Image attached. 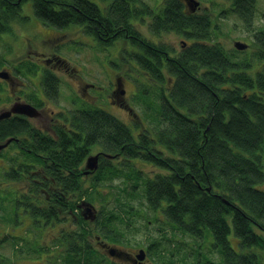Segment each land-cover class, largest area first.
I'll list each match as a JSON object with an SVG mask.
<instances>
[{"label": "trees", "instance_id": "obj_1", "mask_svg": "<svg viewBox=\"0 0 264 264\" xmlns=\"http://www.w3.org/2000/svg\"><path fill=\"white\" fill-rule=\"evenodd\" d=\"M23 2L0 0V32H12L13 24L22 22ZM232 2L240 3L232 11L249 28L254 5L250 7L249 0ZM163 5L155 14L144 0H33V11L46 25H80L102 48L122 39L131 42L134 49L126 50L128 59L135 60L146 76L147 91L139 89L150 93L151 84L157 83L158 96L155 101L152 93V99L137 97L142 105L148 102L149 119L143 121L122 120L99 104L84 101L54 134L27 130L33 138L25 140L30 150L11 154L7 167L24 164L32 169L42 164L50 172L56 161L55 190L5 188L6 153L2 154L0 221L8 216L16 230H23L21 235L5 231L13 236L14 250L25 241L27 250H36L44 264H112L94 248L78 203L83 197L92 202L102 199L105 213L98 217L97 234L114 242L116 222L129 223L127 218L140 215L132 203L135 199L162 210L164 215L158 216L167 221L160 220L171 227L170 235L152 244L160 264H200L206 248L227 264H264V30L253 32L244 50L229 47L218 39L220 25L208 14H189L179 0H164ZM152 14L156 17L148 25L152 33L174 31L194 40L171 53L165 42L143 36L133 20ZM33 68L31 64L29 69ZM2 90L0 82V101ZM5 130L1 125V140L14 134ZM98 145L112 155L102 158L95 175H81L79 168ZM148 165L154 172L145 168ZM67 169L72 181L62 175ZM54 211L58 219L52 218ZM71 212L75 226L70 224ZM56 223L58 236L49 243L42 230ZM32 227L38 231L28 236ZM178 233L188 234L192 242ZM165 242L169 252L163 251ZM18 258L0 261L23 264Z\"/></svg>", "mask_w": 264, "mask_h": 264}, {"label": "rangeland", "instance_id": "obj_2", "mask_svg": "<svg viewBox=\"0 0 264 264\" xmlns=\"http://www.w3.org/2000/svg\"><path fill=\"white\" fill-rule=\"evenodd\" d=\"M23 1L24 2L22 3L20 12L23 16H25V18L22 19V22L19 21L13 24L14 29H12V32H0V66L3 64L5 66L6 63H14L21 57L26 58L28 53L30 56L29 58L38 60L40 51L54 50V52L56 51L65 56L70 61L71 65L75 66L76 70H79V74L84 79H87V82H95L96 84L100 85L101 88H92L91 92L100 93V102L102 103L98 102L99 100L97 102L91 103L102 105L111 113L119 116V118L125 121L132 119V117L137 118L138 121H143L146 118L149 119V114L147 115L145 113V110L148 109L145 107V105H147L148 102H144L142 105L141 100L137 97L142 96L147 99H152L150 94L152 93L153 96H156L154 99L155 101L158 96V84H151L154 86L149 87L150 93H145L139 89L144 87V89L147 91L145 87V85H147L146 76L142 69H139L135 63L128 59L131 57L128 55V52L134 49L131 43H127L124 39H122L117 41V43L110 45L108 48H102V46L96 42L94 37L87 33L85 29L84 31L80 25L72 24L68 28L59 29L44 24L43 21L33 11V0ZM107 1L109 2L111 0ZM145 1H147L152 7H157V5L162 2V0ZM200 3L210 7V11L213 12L215 22L220 25L218 39L224 41L229 47H234L233 42L235 40H242L251 44L253 32L261 29L264 30V0H255L254 15L251 19V25L249 28H247L238 15L232 11V1L202 0ZM106 5L107 2L104 5L105 11L107 9ZM221 10L223 11L220 12ZM218 11V15L220 14L219 17H217L215 14ZM133 21L143 36L147 38L149 37V39L153 37L148 30L147 19H144L143 21H141V19ZM59 32L60 34H58ZM154 40L163 41L169 46L173 47V53L179 52L181 38H175L173 34L163 33L157 37H154ZM184 40L186 39L184 38ZM123 47H125V51H122ZM126 50H128V52ZM28 71L31 70L28 68ZM55 72L63 78H67V83L69 86L71 84V88H68L65 87L66 81H62L59 89V98L57 97L56 101L57 104H60V106L66 108L70 107L72 109L82 106L84 101L90 103L88 99L85 100L82 98L83 92L79 91V85L81 83L79 82L80 79L78 76H75L74 73H71L70 76L69 74L63 75L58 70ZM115 72H117L116 76L120 74L123 76L124 87L127 89L126 98L129 100L130 105L134 109L132 111L136 112V116H133V112L127 114V111L125 109L119 108V105L116 102L111 104L110 101H112L113 98H105L107 90L110 86V80L111 78H114ZM165 87H167V84ZM107 105H110V108L105 107ZM117 108L119 111H121V113H119ZM137 114L141 116L140 119L138 118ZM96 147L101 148L100 145ZM103 152L112 155V153L102 150L101 154L103 155H105ZM89 154L92 153H88V155ZM145 168L151 173L154 172L153 166L148 165ZM105 186L108 187L107 185ZM5 188L7 187L5 186ZM33 191H35V189H33ZM0 193L3 195L2 192ZM121 195H123V193H121ZM94 201L100 204H105L100 198ZM132 203L140 215H134L130 218H127L129 223L124 221L116 222L117 229L123 233L124 243L144 245L148 242L155 241L156 239L160 238V232L158 230L159 226L162 227V229H166L165 233L170 235L171 227L168 225V223H164L162 220H160L158 216L159 214H156V211H154V208H152L149 203L146 201L141 202L140 200L135 199L132 200ZM103 212L105 213V211ZM138 216L144 217L146 220ZM61 222H66V220H61ZM75 223L76 220L74 218L70 219V224L75 226ZM85 225L87 226L84 229L86 232H88L91 240L94 242L93 238L97 233L99 222L96 223L88 221L85 223ZM9 229L12 233L15 232L16 235H21V232L23 231H20L19 228L16 230V227L12 225L8 216L3 217V220L0 221V234H3V237L0 238V260L2 258L7 259L9 257H12L13 260H15L16 257H19L17 261L22 262L23 264H44L45 259L43 260V257L38 256L36 250H27L28 245L25 241L20 243V249L14 250L15 247H13L12 243L13 236L11 235V238L9 235L11 233L5 232ZM37 231L38 230H36L35 227H32V230L29 231L27 235L32 236V232ZM42 234L45 239L50 240L49 243L54 242L53 240H55V238H51L53 232L46 233L42 230ZM177 236L181 237L185 241L188 240L189 243L192 242V239L188 234L181 235L178 233ZM209 255L213 259L219 260V256H217L216 253H209ZM152 259L153 262L158 264L156 255L153 252ZM0 264L6 263H1L0 261Z\"/></svg>", "mask_w": 264, "mask_h": 264}, {"label": "flooded vegetation", "instance_id": "obj_3", "mask_svg": "<svg viewBox=\"0 0 264 264\" xmlns=\"http://www.w3.org/2000/svg\"><path fill=\"white\" fill-rule=\"evenodd\" d=\"M163 1L157 5V7H152L147 1L146 4H149L151 8L154 10V13L156 14L160 8H162ZM183 4V9L185 12L189 14L194 15H202V14H208L210 16V20L213 23L218 24L215 22L213 12L210 11L209 6L202 5L200 3L202 0H199V4L196 7H193L194 0H179ZM232 1V0H230ZM250 7L254 5L255 0H249ZM233 4V2H232ZM240 3L236 5L233 4L232 10H235V8H238ZM219 11L215 13L217 17ZM154 14L149 15L147 22V26L155 21ZM134 22V21H133ZM135 24V23H134ZM68 28V27H65ZM61 29V28H59ZM148 30L150 34L153 36L151 39L153 41L154 37H157L163 33L173 34L175 38H181L180 43V49L179 51L187 44V42H190L194 40L186 39L184 40V34L177 33L174 31H161L157 34L152 33L148 26ZM60 34V32L58 33ZM184 37V38H182ZM127 41V40H126ZM159 41V40H158ZM163 42V41H162ZM117 43V42H116ZM127 43H131L127 41ZM248 43V42H247ZM166 44V43H165ZM250 44V43H249ZM169 51L171 53L174 52V48L169 46ZM249 47V46H248ZM134 48V47H133ZM39 55V54H38ZM29 53L26 58H19L14 63H6L0 66L4 70L8 72L7 77H0L1 79V87L2 90V100L0 101V113L6 112L5 116H0V126L3 125V127L6 128L5 131L8 133H14L9 134L7 137L3 140L0 139V143L6 142V146L3 148H0V167L1 165L5 164L3 161L5 158L2 156L3 153H6V174L4 175L3 182L10 188L11 185H21V186H28L29 188L32 186H36L37 190H41L47 192L46 186L52 187L54 190L58 188V179L56 178L59 173V168L56 164L50 169V172H48L46 169L42 168L43 165H35V168L28 169V165H20L18 167L15 166V168H9L7 167V164L9 163V158H12L10 155H15L19 152L22 148L26 150H30L27 147V143H25V140H33L32 137H30L29 134L26 133L27 130L34 129L39 132L44 133H51L54 134L56 129L58 128V125H66L67 121L71 118L70 113L74 111L76 108H66L60 106V104H57V97L59 96V89L62 81L65 82V87L71 88V84L69 86L68 79L63 78L55 71H60L63 75H67L71 73H74L75 76H78L80 79V85H79V91L83 92L82 98L88 99L89 102H100V93H93L91 92L92 88L98 87L101 88L100 85L96 84L95 82H87V79H84L80 74L79 70H76V67L71 65L70 61L63 56L62 54L58 52L53 51H40L39 59L34 60L32 58H29ZM135 61V60H132ZM30 64L34 65V68L31 69V71H28V68ZM4 66V67H3ZM117 72H115L114 78L110 80V86L107 90L106 97L113 98L111 104L113 102H116L119 105V108L125 109L128 113L133 112V108L130 105L129 100L126 98L127 89L124 87V80L122 74L117 75ZM58 86V87H57ZM135 88V87H134ZM73 93V92H72ZM59 98V97H58ZM74 101V100H73ZM109 102V103H110ZM102 103V102H100ZM19 104H31L34 106L36 110V114L30 115L26 113V111H17L15 108V105ZM116 105V104H115ZM117 105V106H118ZM103 108L102 105H99ZM106 107V106H105ZM108 107V106H107ZM110 108V107H108ZM118 110V108H117ZM119 111V110H118ZM117 111V112H118ZM123 111V110H122ZM115 113V112H114ZM121 113V111H119ZM113 114V113H112ZM21 130V131H17ZM4 131V132H5ZM25 132L23 135H21V132ZM19 135V136H18ZM8 141V139H10ZM54 149L56 150L55 146ZM98 151H102L101 148L95 147L93 149V153H96ZM55 156V153H54ZM110 157L107 155L101 154L99 157V165L103 157ZM39 157L48 158V154L39 153ZM102 157V158H101ZM112 159H114L112 157ZM85 162L81 165L79 168V173L83 176H92L95 175V173L98 171V169L95 170H89L85 166ZM34 166V165H33ZM62 175H69L71 181L73 180L72 174L69 169L62 170ZM33 173H35L37 176H33ZM15 174H21L24 178L16 179L13 178ZM40 178H39V177ZM48 197V196H47ZM73 198H71L72 200ZM57 204V200L55 201ZM54 208H57L54 206ZM78 211L80 214H82L83 218L86 219V221L90 222H99V216L103 213L102 207L100 203H97L95 201H89L86 200L85 197H83V200H81L78 203ZM156 214L158 215H164L163 211H156ZM68 216L73 219L72 212L68 214ZM53 219H58L57 211H54V215L52 217ZM163 221H167V218L164 216L160 217ZM47 216L42 217V220L46 221ZM169 223V222H168ZM115 233H116V240L110 241L109 239L105 238L102 234H95L94 236V242L93 246L95 249L100 250L106 258L107 262H110L112 264H156L153 262L152 259V252L156 255L158 253V250L153 246L152 244L154 241L148 242L144 245H138V244H126L123 241V233L117 229V226L114 227ZM158 230L160 232L159 236L165 235L166 229H162V227H158ZM43 231L46 233L53 232L51 235V238H55L58 236L59 227L58 223L50 227L45 228ZM171 232V230H170ZM158 241V240H157ZM163 251L169 252L170 247L168 244L162 243ZM183 249V248H182ZM200 264H227L224 260H218L213 259L209 255V248L205 249V254L201 259L199 260ZM160 264V262H158Z\"/></svg>", "mask_w": 264, "mask_h": 264}, {"label": "water", "instance_id": "obj_4", "mask_svg": "<svg viewBox=\"0 0 264 264\" xmlns=\"http://www.w3.org/2000/svg\"><path fill=\"white\" fill-rule=\"evenodd\" d=\"M199 4V0H194V4H193V7H196L197 5ZM233 45L238 48V49H246L249 44L245 41H242V40H235L233 42ZM7 77L8 76V72L4 69L0 70V77ZM17 110V111H26V113L30 114V115H34L36 114V110L34 108L33 105L31 104H19V105H15V108L14 110ZM6 112H1L0 113V116H5ZM10 139H8V141H10ZM6 146V142L4 143H0V148H3ZM105 155L107 156H110V154L106 153V152H103ZM101 155V151H98L96 153H92V154H89L87 156V159H86V164L85 166L89 169V170H95L98 168L99 166V157ZM219 264H222V263H219Z\"/></svg>", "mask_w": 264, "mask_h": 264}]
</instances>
